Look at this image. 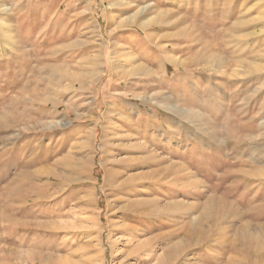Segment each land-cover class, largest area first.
<instances>
[{
    "label": "rangeland",
    "instance_id": "obj_1",
    "mask_svg": "<svg viewBox=\"0 0 264 264\" xmlns=\"http://www.w3.org/2000/svg\"><path fill=\"white\" fill-rule=\"evenodd\" d=\"M143 244L264 264V0H0V264Z\"/></svg>",
    "mask_w": 264,
    "mask_h": 264
},
{
    "label": "bare ground",
    "instance_id": "obj_2",
    "mask_svg": "<svg viewBox=\"0 0 264 264\" xmlns=\"http://www.w3.org/2000/svg\"><path fill=\"white\" fill-rule=\"evenodd\" d=\"M120 176H121V174L120 173H118V174H116V179L118 180L119 178H120ZM135 182V180L133 179V178H131V179H125L124 181H121V182H119V186H124V185H127V184H130V183H134ZM117 187V186H116ZM131 187V186H130ZM123 188V187H122ZM121 189V188H120ZM128 189V188H127ZM131 189V188H130ZM134 189V188H133ZM133 191V190H132ZM122 192V191H121ZM133 193V192H132ZM131 195V194H130ZM222 200V199H221ZM140 201V200H139ZM138 200H129V201H127L128 203H126V205L125 206H127V208L130 210V211H132V210H134V208H136V211L134 210V212H136V214L137 215H142V214H144V213H142L141 211L139 212V211H137L138 210V208H137V206L139 207H141L142 205H141V203L139 202ZM142 202V201H141ZM143 203V202H142ZM209 205V204H208ZM125 206H123V208H126ZM143 207V206H142ZM168 207V206H167ZM171 207V206H170ZM170 207H168V209L170 208ZM226 207V206H225ZM146 208V207H145ZM227 208V207H226ZM174 209H175V207H174ZM174 209H172V210H174ZM178 209V208H177ZM180 209V208H179ZM204 209V208H203ZM124 210H126V209H124ZM176 210V209H175ZM205 210V209H204ZM210 210V209H209ZM165 211V210H164ZM163 212V211H162ZM168 212V211H167ZM178 212V211H177ZM204 212V211H203ZM130 213V212H129ZM142 213V214H141ZM135 214V213H134ZM202 214V213H201ZM203 215V214H202ZM211 215V216H210ZM129 216V215H128ZM205 218H208V219H210V217H213L214 216V213H210V211L208 212V213H206L205 215ZM204 216H201V217H204ZM201 221L204 219H202V218H200V214H199V216H197ZM196 217V218H197ZM139 218H141V217H139ZM197 218V219H198ZM142 219V218H141ZM198 219V220H199ZM143 220V219H142ZM193 220H195V219H193ZM199 220V221H200ZM205 221V220H204ZM191 223V222H190ZM192 223H195V222H192ZM204 223V222H203ZM206 223V222H205ZM204 223V224H205ZM208 223H209V221H208ZM198 224V223H197ZM190 225V224H189ZM189 225H188V227L187 228H189ZM134 226H136V225H134ZM133 226V229L132 230H134V227ZM191 226H192V224H191ZM190 226V227H191ZM194 226V225H193ZM192 226V227H193ZM198 226V225H197ZM137 227H141V226H137ZM136 227V228H137ZM206 227V226H205ZM246 227V226H245ZM124 228V227H123ZM130 228V227H129ZM204 228V227H203ZM138 229V228H137ZM194 229H195V227H194ZM200 229V228H199ZM207 229H208V227H207ZM206 229V230H207ZM129 230V229H128ZM202 230V229H201ZM245 230V229H244ZM249 230V229H248ZM134 231H137V230H134ZM198 231V230H197ZM132 232V231H131ZM147 232V231H146ZM199 232V231H198ZM201 232H205V231H201ZM135 233V232H134ZM192 233H194V232H192ZM208 233V232H207ZM245 234V233H244ZM186 235V234H185ZM192 235V234H191ZM198 235V234H197ZM251 235V234H250ZM209 235H206V233H202V235H201V240H199L198 241V243H197V245L198 246H200L201 244H204V243H209L210 242V237H208ZM200 237V236H199ZM184 238V237H183ZM191 238V237H190ZM195 239V238H194ZM187 240V239H186ZM193 240V239H192ZM188 241V240H187ZM245 241V240H244ZM253 241V240H252ZM193 243V242H192ZM183 244V243H182ZM196 244V243H195ZM194 244V245H195ZM257 244V243H256ZM150 245V244H149ZM148 244H143V246H141L140 248H139V250H137L138 252H142L143 253V255H146V253L148 252V251H150V249H152L151 247H148L149 246ZM190 245V244H189ZM173 246V245H172ZM180 246V245H179ZM182 246V245H181ZM180 246V247H181ZM193 247V246H192ZM195 247V246H194ZM258 247V246H257ZM183 248V247H182ZM170 248H168V250H169ZM148 250V251H147ZM146 251V252H145ZM149 253V252H148ZM183 253V252H182ZM148 256L150 255V253L149 254H147ZM180 255L181 254H179V253H176V250L175 249H172V250H170L168 253H166V254H164V255H160V256H153V255H151V256H149L148 258H143L142 260H143V262H145V263H149V262H151L152 260H153V258L154 257H156V259H157V263L156 264H175L176 262H178V258L180 257ZM259 255V254H258ZM258 261V260H257ZM256 260H249L248 261V263L249 264H259L258 262H257ZM177 264H179V262L177 263Z\"/></svg>",
    "mask_w": 264,
    "mask_h": 264
}]
</instances>
